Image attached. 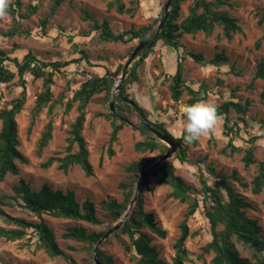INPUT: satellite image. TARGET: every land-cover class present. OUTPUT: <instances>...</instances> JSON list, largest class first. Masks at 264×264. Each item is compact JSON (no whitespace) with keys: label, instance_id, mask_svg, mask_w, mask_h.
Segmentation results:
<instances>
[{"label":"rangeland","instance_id":"1","mask_svg":"<svg viewBox=\"0 0 264 264\" xmlns=\"http://www.w3.org/2000/svg\"><path fill=\"white\" fill-rule=\"evenodd\" d=\"M17 1H20L18 6L15 4ZM108 1L63 0L55 13L51 15L53 1L43 0L34 14L22 18L21 16L28 14V8L35 3V0H7L8 5L17 7V12L15 19L8 13L0 17V49L10 52L12 57L19 58L31 52L44 61H68L78 58L79 60L69 64L62 73H55L52 86L53 97L36 118L31 132H29V126L32 110L37 95L42 91V79L35 80L31 75H26L27 101L16 118L20 139L19 148L28 162L18 161L20 173L9 174L5 180H0V193L13 194V187L18 184L20 178H24L33 189H40L44 184H49L54 189L72 190L79 202L91 199L100 209L101 202L104 200L123 198V190L119 184L128 179L127 167L133 161L141 157L153 158L161 154L159 150L145 153L135 150V143L151 136L152 133L142 128L140 111L126 109V118L133 125L126 123L122 127L116 141L112 143L113 155H109L112 123L115 121L119 124L121 121L116 114H114L118 118L116 120L111 115L113 112L110 103L114 102L115 106L119 97L114 87L109 95L102 92L93 96L87 107L82 134L90 153L93 175L87 176L79 164L71 165L67 172L61 170L57 162L47 168L42 166L49 157L66 154L69 130L78 115L77 102L73 103L70 111H65L66 102L71 98L73 91L93 75H103L107 70H115L121 64L124 68L132 51L141 41L133 40L123 43L102 40L99 32L92 30V23L83 19L82 9H88L98 19H108L112 29L120 33L149 24L157 29L167 2V0H125L127 7L135 8L131 14L120 13L115 8L109 10ZM228 1L237 5L234 8L229 6L223 8L228 9L239 19L241 27L232 41L221 37L222 28L217 26L210 37L203 32L194 35L185 34L181 38L184 47L180 48L178 54L177 51L158 42L154 53L139 67V80L131 81L128 77L129 73L126 80L130 96L136 99L148 115V119L154 123L163 122L170 133H177L175 138L183 136L185 120L181 109L187 105L191 95L185 91L180 101H173L169 89L170 77L176 72L179 56L186 51L193 50L205 55V61L202 64L187 57L183 61V75L194 89L202 85L208 88L206 101L214 103L216 107H220L230 99L242 105L249 103L245 114L231 108L228 114L218 115L215 128L202 136L199 141L186 144L182 140V147L186 149L187 154L186 162L181 163L178 160L179 145L178 150L168 160L176 164V173L196 190L195 195H198L201 188L199 175L204 174L210 183H213L214 177L206 167L208 163H212L216 171L227 176L237 191L252 204L253 208L248 210V214L257 219L264 237V189L260 194H254L251 190L252 180L258 171L257 163L264 159V138L258 137L252 143L255 147L256 162L248 168L243 162L244 151L231 153L228 148L227 152L223 153L231 138H234L235 144L247 146L250 145L248 140L261 134L260 120L264 118V96L262 95L264 79L255 78V74L258 64L264 61V18L261 21L264 0ZM191 4L192 0H182V18L188 15ZM144 39H150V36ZM258 41H261L260 47H256ZM222 49L230 59L218 70L209 61L217 50ZM82 50L89 55L93 65L81 59ZM121 74L116 78L115 86ZM15 82L1 86L0 110L10 106L11 102L19 96L22 87L17 86ZM115 111L121 115L116 107ZM243 119L245 122L242 121ZM50 120L53 122L52 139L39 155L37 142ZM226 121L228 126L234 127L235 130L230 131L229 135H226L227 128L224 126ZM238 127L240 130L237 131ZM166 146L168 147L167 144ZM150 172L148 175L150 183L143 189L144 209L154 213L167 232L165 238L151 233L152 244L157 247L161 257L172 263L175 254L174 243L180 235V223L184 218L187 204L169 197L171 187L158 183L159 175L155 176ZM234 173L238 179L230 177ZM4 209L9 214L28 221L39 222L43 219L52 229L60 248L72 258L74 264H96V262L91 256L87 243L63 237L67 227L83 226L89 231L106 232L113 226H110L108 222L93 225L82 220L58 218L48 214H43L39 218L16 203L6 205ZM188 225L191 236L186 241V248L189 251L190 260L185 264H203L204 262L211 264L213 254H206L202 259L199 258L201 248L210 238L209 225L202 211L191 217ZM0 226L15 227L2 219H0ZM146 230L149 231L147 228ZM112 235L98 248L111 255L115 264H135L131 254L126 253L120 242ZM122 239L129 243L127 236H123ZM37 243V236L31 233V230L20 240L8 241L2 238L0 239V257L10 264H73L61 256L51 257L45 248H37ZM94 248L93 255H95ZM238 248L243 256L250 257L249 250L240 244Z\"/></svg>","mask_w":264,"mask_h":264},{"label":"trees","instance_id":"2","mask_svg":"<svg viewBox=\"0 0 264 264\" xmlns=\"http://www.w3.org/2000/svg\"><path fill=\"white\" fill-rule=\"evenodd\" d=\"M43 0H35L28 8V14L21 16L27 18L29 14H34ZM51 15L55 13L63 0H52ZM182 0H173L172 8L165 26L158 35L156 41L151 47L143 50L139 58L130 68L129 79L133 82L139 80L138 69L157 49V43L162 42L165 47H170L173 51L180 52V48L184 47L181 38L185 34H196L203 32L207 37L212 36L217 26L222 28L221 37L232 41L235 33L240 31L239 19L231 14L224 6L234 8L237 4L228 0H192L189 6V13L182 18L181 12ZM20 5V1L15 3ZM108 9L115 8L120 13L133 14V7H127L125 0H109ZM17 7L8 5V14L15 19ZM83 19L92 23V30L99 32L102 40L109 42L128 43L136 40L140 41L146 36L152 38L157 29L152 24L141 26L138 29H131L124 32L116 33L108 19L96 18L88 9H82ZM264 18V11L263 17ZM12 33V32H9ZM261 41L256 43V47H260ZM81 59L86 60L88 64H92L89 55L82 50ZM192 58L196 63L202 64L205 61V55L202 52L186 51L179 56L176 72L170 77L171 96L173 101H180L182 95L187 91L191 97L187 101V105L197 101L206 100L208 88L202 85L198 89H194L187 83L183 75L184 64L186 58ZM229 56L225 50H217L209 63L221 69L226 65ZM78 59L60 61H44L34 56L31 52L24 54L22 58L18 56H10V52L0 49V88L4 84L16 81V85L22 87L19 96L13 100L10 106L0 110V180L3 181L7 175H18L20 173L19 162L27 163L28 160L20 150V139L18 131L17 115L23 109L27 101V79L29 74L33 79H42V91L37 95L35 106L32 110L29 132H31L36 118L44 107L51 101L53 97L52 86L54 84V75L56 72L62 73L64 69L71 63L77 62ZM223 64V65H222ZM123 64L119 65L115 70H107L103 75H93L85 80L78 88L73 91L71 98L66 102L65 111L71 110L73 103L77 102L78 115L71 124L68 145L64 156H51L42 164L47 168L55 162L59 163V168L67 172L73 164H79L87 176L93 175V165L90 161V153L87 148L86 140L82 134L84 123L86 120L87 107L93 96L105 92L111 94L115 87V80L121 74ZM255 78L264 79V61L257 66ZM70 83V82H69ZM119 97L115 104L118 113L126 117V109H137L140 111L142 119V128L150 131L152 135L145 137L135 143L134 147L137 152H153L159 150L161 154L157 157H141L133 161L128 167V179L120 182L119 187L123 190V198H110L101 202L98 209L96 203L91 199H86L82 203L76 198V194L72 190L54 189L49 184H44L40 189H33L24 178H20L18 184L13 187V194L0 193V219L9 225L15 227L0 226V239L8 241H16L23 239L28 231L37 236V248H45L51 257H64L70 263L73 260L63 249L60 248L56 241L54 233L50 226L41 219L39 222L28 221L24 218L16 217L4 209V206L16 203L19 207L27 212L41 218L43 214H48L58 218H70L74 220L86 221L93 225H100L108 222L109 225L118 223L125 212L128 210L130 202L134 197L137 181L142 172L148 168L154 161L159 159L168 149L166 144L160 141L154 133L147 128L151 125L161 132L169 135L180 146L178 160L181 163L187 161L186 149L182 147L183 136L175 138L165 128L163 122H151L148 115L143 111L135 98L130 96L128 91L127 80L122 83L119 91ZM264 96V91L262 93ZM249 103L240 104L235 100H228L220 107H217V115L228 114L233 108L237 112L245 114ZM114 120L118 119L113 113ZM121 120V119H120ZM245 122V120H242ZM121 120L119 124L113 121V130L110 138L109 155H113L112 143L117 139L118 132L126 124ZM260 136H254L247 142L250 145L240 146L234 143L231 138L228 147L223 150L227 152L230 148L231 153L244 151L243 162L248 168L256 162L254 140L258 137L264 138V118L260 120ZM226 135L234 132V127H229L228 122L224 125ZM240 127L237 128V131ZM53 122L50 120L43 130L40 139L37 142V153L41 155L44 148L52 139ZM236 131V132H237ZM237 133H235L236 135ZM239 134V133H238ZM237 136V135H236ZM207 169L213 175L214 181L210 183L204 174L199 175L201 188L198 195L196 190L189 185L180 175L176 173L177 166L171 160H167L160 166L154 168L150 174L159 175L158 183L171 187L169 197L180 200L187 204V209L183 220L180 223V235L174 243L175 254L172 263L160 256L159 250L152 244L153 236L151 233L159 237L165 238L167 232L162 228L156 216L152 212L144 209L143 189L150 183L148 175L141 182V189L135 205L129 213L125 222L117 229L112 237L117 239L122 245L126 253L131 254L135 264H185L190 260L189 251L186 248V241L191 236L188 220L202 211L204 218L209 225L210 238L201 248L199 258H203L206 254H213L211 264H264V237L261 234L260 227L256 218L248 214V210L253 208L252 204L237 191L227 176L221 175L216 171L212 163L207 164ZM258 171L251 183V190L254 194H260L264 189V159L257 163ZM238 179L236 173L232 176ZM146 228L149 230L147 231ZM105 232L89 231L83 226L67 227L63 233L65 239H72L79 242H85L91 251L93 259H98L99 264H115L114 259L104 250L98 248L96 256L92 254L95 244L100 240ZM127 236L129 243L122 239ZM238 244L245 247L250 252V257L242 255L238 248ZM0 264H10L0 257ZM203 264H208L204 262Z\"/></svg>","mask_w":264,"mask_h":264},{"label":"water","instance_id":"3","mask_svg":"<svg viewBox=\"0 0 264 264\" xmlns=\"http://www.w3.org/2000/svg\"><path fill=\"white\" fill-rule=\"evenodd\" d=\"M172 4H173V0H167L165 6H164V14L161 18L160 24L157 27V30L154 34V36L150 39H144L141 40L138 45L134 48V50L132 51L130 57L128 58V60L126 61L124 68L122 70V74L118 80V83L115 86V91L118 92L122 83L124 82V80L126 79L128 73H129V69L131 67V64L137 59L139 58V55L143 52V50L149 48L152 46V44L156 41L158 35L160 34V32L162 31L163 27L166 24V21L169 17L171 8H172ZM110 108L113 112V114H116L121 120H124L125 122H127L130 125H133V123L127 119L124 116L118 115L115 111V106H114V102L110 103ZM147 128H149L154 134L155 136L162 142H165L168 145V149L167 151L155 162H153L148 168H146L142 174L140 175V177L138 178L137 181V187H136V193L134 194V197L132 198L129 208L128 210L125 212V214L123 215V217L121 218V220L114 224L111 228H109L104 234L103 236L100 238V240L96 243V246L94 248V254H96V251L99 247V245H101V243L106 240L108 237H110L112 234H114V232L120 228V226L125 222V220L127 219L129 213L131 212V210L133 209L135 202L137 200V197L139 195L140 189H141V182L142 180L149 174V172L151 170H153L154 168L160 166L162 163L166 162L169 158L172 157V155L174 154V152H176L178 150V144L175 142V140L173 138H171L169 135L161 132L160 130L154 128L151 125H147ZM96 256V255H95ZM96 264L98 263V259L96 257L95 259Z\"/></svg>","mask_w":264,"mask_h":264},{"label":"clouds","instance_id":"4","mask_svg":"<svg viewBox=\"0 0 264 264\" xmlns=\"http://www.w3.org/2000/svg\"><path fill=\"white\" fill-rule=\"evenodd\" d=\"M8 13L7 0H0V17ZM184 115L183 141L186 144L197 142L213 130L218 121L217 107L214 103L202 100L186 105L181 109ZM174 137L176 132L170 133Z\"/></svg>","mask_w":264,"mask_h":264}]
</instances>
